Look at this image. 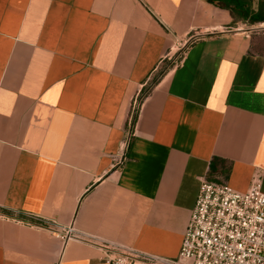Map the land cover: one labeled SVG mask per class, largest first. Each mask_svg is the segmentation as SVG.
Masks as SVG:
<instances>
[{
    "label": "crops",
    "instance_id": "0c3cea01",
    "mask_svg": "<svg viewBox=\"0 0 264 264\" xmlns=\"http://www.w3.org/2000/svg\"><path fill=\"white\" fill-rule=\"evenodd\" d=\"M256 176L264 192V22L207 0H0V264H106L32 216L176 259L202 180Z\"/></svg>",
    "mask_w": 264,
    "mask_h": 264
},
{
    "label": "built area",
    "instance_id": "2783aa9c",
    "mask_svg": "<svg viewBox=\"0 0 264 264\" xmlns=\"http://www.w3.org/2000/svg\"><path fill=\"white\" fill-rule=\"evenodd\" d=\"M138 106H133L125 149L134 136ZM24 223L56 234L64 246L75 241L96 248L106 264H264V192L258 176L246 192L207 178L202 180L176 259L100 240L78 232L74 225L63 228L36 216Z\"/></svg>",
    "mask_w": 264,
    "mask_h": 264
},
{
    "label": "trees",
    "instance_id": "16d2710c",
    "mask_svg": "<svg viewBox=\"0 0 264 264\" xmlns=\"http://www.w3.org/2000/svg\"><path fill=\"white\" fill-rule=\"evenodd\" d=\"M211 4L220 5L222 4L227 9H229L236 19L249 20L250 23L264 22V16L260 14L256 18L251 17L248 19L250 10L245 9V5L248 4L249 7L252 6V0H207ZM261 6V5H260ZM263 6V5H262ZM261 12V10L259 11ZM258 12V13H259ZM172 68L171 64L164 62L162 68L160 69L157 76L152 80L150 87H148L144 92L143 98L149 94L151 89L159 82V80ZM207 179L210 180L208 177Z\"/></svg>",
    "mask_w": 264,
    "mask_h": 264
},
{
    "label": "rangeland",
    "instance_id": "374dc122",
    "mask_svg": "<svg viewBox=\"0 0 264 264\" xmlns=\"http://www.w3.org/2000/svg\"><path fill=\"white\" fill-rule=\"evenodd\" d=\"M260 31V30H259ZM168 63H170L171 64V66L173 67L174 66V63H175V60L173 61H171V62H168Z\"/></svg>",
    "mask_w": 264,
    "mask_h": 264
}]
</instances>
